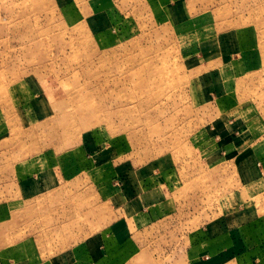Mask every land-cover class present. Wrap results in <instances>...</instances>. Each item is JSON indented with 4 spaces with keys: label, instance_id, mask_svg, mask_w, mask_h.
Masks as SVG:
<instances>
[{
    "label": "rangeland",
    "instance_id": "1",
    "mask_svg": "<svg viewBox=\"0 0 264 264\" xmlns=\"http://www.w3.org/2000/svg\"><path fill=\"white\" fill-rule=\"evenodd\" d=\"M161 160L171 222L125 264H264V0H0V264L56 203L36 174L89 198L81 171L109 195L115 165Z\"/></svg>",
    "mask_w": 264,
    "mask_h": 264
},
{
    "label": "crops",
    "instance_id": "2",
    "mask_svg": "<svg viewBox=\"0 0 264 264\" xmlns=\"http://www.w3.org/2000/svg\"><path fill=\"white\" fill-rule=\"evenodd\" d=\"M89 157L91 158L87 155L82 163H92L93 161L87 160ZM122 165L124 164L119 163L114 166V174L111 175L112 178L116 177L114 184H110V179L104 180L106 185L112 186V193L109 195L104 193L105 186L99 184L88 171H81L83 179H93L92 186L88 184L86 188L93 193L89 198L83 193L74 196L73 193H68L60 198L63 190L59 187L71 185L70 174L47 171L45 175L40 173V180L36 174L34 183L38 188L37 194H56V203L51 204L47 217L36 214L37 218H45L47 221L43 226L35 224L36 233L22 241L23 249L19 245L24 250V255L21 254L18 264H32L33 259L34 264H38V258L41 260L40 264H45L46 261L48 264H125L127 254L135 251L131 254L134 255L140 251L138 239L142 233L159 223L162 225L164 219L170 223L168 203L172 201L170 190L178 167H170L164 160L153 161L144 167L145 170ZM99 179L103 180L101 176ZM96 191L100 193L97 194ZM107 196L112 198L113 204L115 202L113 211L107 209L104 202L110 201L105 199ZM91 200L94 201L93 204ZM209 233L213 235L210 238L212 245H209L211 254L214 249L225 250L230 247L227 240L211 231ZM46 234L50 236L48 242H45ZM194 236L187 243L190 246H184V254L188 260L199 256L198 249L202 248L201 238ZM39 250H47L49 255L45 257L43 252L38 254Z\"/></svg>",
    "mask_w": 264,
    "mask_h": 264
}]
</instances>
